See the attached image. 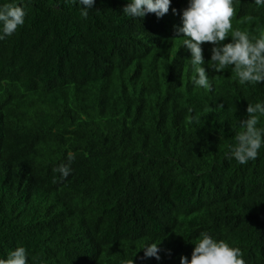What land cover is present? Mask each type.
Here are the masks:
<instances>
[{
	"label": "trees",
	"instance_id": "1",
	"mask_svg": "<svg viewBox=\"0 0 264 264\" xmlns=\"http://www.w3.org/2000/svg\"><path fill=\"white\" fill-rule=\"evenodd\" d=\"M6 3L26 16L0 40V258L23 246L29 264H180L207 232L264 264V145L228 158L264 83L214 71L204 43L211 87L194 85L175 30L188 0L142 19L129 0H94L86 19L79 0ZM233 6V31L264 33V5ZM69 153L65 178L53 169Z\"/></svg>",
	"mask_w": 264,
	"mask_h": 264
},
{
	"label": "clouds",
	"instance_id": "2",
	"mask_svg": "<svg viewBox=\"0 0 264 264\" xmlns=\"http://www.w3.org/2000/svg\"><path fill=\"white\" fill-rule=\"evenodd\" d=\"M83 6L81 15L86 19L88 9L94 5V0H79ZM256 5H264V0H255ZM171 6V0H129L123 13L133 18H144L149 13L157 17L165 15ZM175 13L177 10L172 9ZM24 8L15 3L0 6V40L11 36L25 21ZM235 16L233 0H188L186 8L182 9V26L176 27L177 36L187 37L183 46L191 52V65L196 76L192 78L194 85L210 89L208 72L203 66L204 43L214 45L211 49L209 67L214 71H222L232 66L239 83H264V33L258 37L239 29L233 31L232 18ZM231 32V42L224 43ZM246 119L239 120V131L235 132V144L229 145V159L234 158L240 164H246L250 159L258 157V151L264 145V128L258 127L260 117L264 116V103L248 104ZM75 159L69 153L67 163H61L54 172L67 177L70 164ZM159 242L146 244L144 256L160 259ZM191 253V259L180 257V264H246L239 247L230 246L224 240L213 239L207 232H201ZM0 264H29L25 247L18 246L11 250L6 258H0ZM122 264H135L133 258L124 259Z\"/></svg>",
	"mask_w": 264,
	"mask_h": 264
}]
</instances>
